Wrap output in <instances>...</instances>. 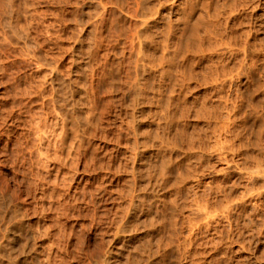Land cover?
<instances>
[{"label":"clouds","instance_id":"1","mask_svg":"<svg viewBox=\"0 0 264 264\" xmlns=\"http://www.w3.org/2000/svg\"><path fill=\"white\" fill-rule=\"evenodd\" d=\"M68 3L69 0H0V56L3 57L0 72L4 71L3 63L11 58L10 51L16 48L31 63L59 71L55 61L38 56L36 52L41 47L39 38L49 29L55 34L47 36L48 40L62 39L58 29L65 23ZM85 3L95 7L85 13L82 9ZM46 6L55 10H44ZM73 7L76 11L70 22L79 29L74 39L81 41L80 48L74 53L78 59L73 63L84 61L87 67L78 74L84 77L82 84L69 80L65 85L62 79L61 88L52 89L46 95L48 103L44 108L47 111L42 110L41 122L49 131L48 150L66 149L64 138L71 134L70 161L74 165L83 159L86 171L110 172L108 153L105 156L109 159L105 160L97 156L98 145L91 149L90 155L87 150L94 139H109L108 129L115 128L111 142L118 145L123 138L129 152L121 161V170L129 174L118 197L124 203L117 212L106 210L100 215L96 201L107 192L103 180L91 191L78 193H69V185L65 183L59 199L53 197L56 219L50 226L20 225L18 229H10V225L21 219L45 217L52 209L41 203V199H48L47 196H36L41 177L32 170L36 163L30 150L20 145L13 154L0 151V163L12 159L14 165L13 176L0 182V264H174L176 257L165 255L170 246H175L173 251H181L183 264H264V200L258 199L250 209H229L237 213L242 223L219 234V243L212 249L216 255L211 258L197 256L194 259L187 254L185 245H195L199 237L185 241L182 238L185 226L175 222L179 207L197 185L193 184L183 197L179 189L187 180L198 182L207 171L214 170L211 165L206 166L205 172L199 170L203 155L187 158L188 165L180 158L187 152L202 153L208 138L205 126L194 122L193 117L205 121L208 130L213 123H224L225 151L233 156L240 153L238 164L245 170L255 165L256 170L251 176L241 178L249 187H253L255 177H264V56L258 55L264 53V0H215L214 7L211 0H156L150 5L146 0H74ZM161 8H166L163 26L159 22L150 24ZM234 14H238V33L234 31V22L230 23ZM128 16L134 23L126 22L124 18ZM49 17L52 21L45 23ZM88 24H92L93 29L87 37H82L80 31ZM33 32L35 36L30 35ZM121 39L125 41L124 51H129V41L135 46L131 48L133 55L127 58V64L119 65L126 68V78L111 80L108 90L93 89V73L99 68V74L106 75L107 57H123V52L105 51L101 59L103 45ZM145 44L152 51H145ZM150 67L159 71L148 76L139 71ZM116 68L113 64L107 72ZM51 74L50 71L49 76ZM16 75L13 73L3 83H12ZM60 75L67 79L69 73ZM192 82L198 88L204 87L205 92L189 99ZM118 83L127 85L130 99L123 102L125 98H121L99 108V97L109 95V91H118L113 87ZM70 85L83 87L80 101L73 102ZM35 94L17 89L14 96ZM120 109L124 110L123 116L119 115ZM110 110H115L119 124L105 120ZM48 117L52 119L48 120ZM141 120L150 122L148 131L139 130ZM152 123L155 128H151ZM39 167L47 174L46 162ZM77 170L73 167L69 179ZM173 174L177 195L171 201L161 200L160 194L167 190ZM235 186L223 187L230 193ZM213 193L210 202L217 206L224 200L230 201L229 195L222 190L216 193L213 188ZM262 193L264 185L252 191L257 198ZM221 195L222 199L219 198ZM28 197H32L29 201L32 207L20 211L22 202L28 201ZM129 213L135 223L129 221ZM74 215L90 223L79 230L66 228L65 224ZM157 225H163L166 231L160 240L149 231ZM93 226L104 232L94 241L89 236ZM53 228L58 229L55 235L51 231ZM130 233L142 235L133 241L129 238ZM120 237L123 239L119 240L117 248L114 242ZM45 238L51 239L52 243L45 250L44 259L38 260L35 255L38 241ZM205 243L208 241L201 240V247Z\"/></svg>","mask_w":264,"mask_h":264},{"label":"rangeland","instance_id":"2","mask_svg":"<svg viewBox=\"0 0 264 264\" xmlns=\"http://www.w3.org/2000/svg\"><path fill=\"white\" fill-rule=\"evenodd\" d=\"M156 0H146L149 5L155 3ZM74 0H69V3L65 6L64 21L65 23L58 29L59 35L62 39L48 40L47 36L54 35V30L49 29L48 33L40 37L38 42L41 47L37 50L36 55L47 56L50 60L55 61V67L59 71L52 70L51 66H42L40 63H31L30 61L24 59L23 54L20 52L19 48L12 49L9 53L10 59L3 63L4 71L0 72V151H7L9 154H13L18 151V146L23 145L27 147L33 159L35 160L36 167H33V172L37 173L41 179L38 184V191L36 196L38 198H43L47 196L48 199H41V203L50 210L45 217L30 216L25 219H21L15 224L10 225V229H18L20 225H31L33 228L39 226L42 228H47L56 219V212L54 209L55 201L53 197L59 199L60 192L64 191V185L67 183L69 185V193H78L83 191H91L96 185H98L102 180L107 185V192L104 197H101L96 203L99 204L97 213L103 215L106 210H111L113 213L117 212L124 201H119L118 197L120 193L124 190L125 181L129 179V174L127 171L121 170V161L126 155L129 154L128 147L123 138H121L120 143L113 144L111 142V136L116 131L115 128L108 129L107 136L109 139H94L91 146L87 150V154H91V149L99 146V151L97 156L104 157L105 160L109 159L111 171L105 172L100 171H86L85 163L82 159L79 164L74 165L70 161V150L73 147L71 134L65 136L64 144L67 145L66 149H61L60 151L48 150L49 141L47 136L49 135L48 129L45 124L41 122V112L47 111L44 105L48 103L46 100V95L51 92L52 89H60V81L63 79L64 84L67 85L69 80H77L81 84L83 83L84 77L78 74L82 72L86 67L84 61H80L79 64L73 63V60L78 59L74 53L80 48L81 41L74 39L75 33L79 30L77 25L71 23L72 16L75 10L73 7ZM212 6L215 5V0H211ZM94 4L85 3L82 5V9L85 13L94 8ZM44 10L52 11L55 10L51 6H46ZM166 8L159 9V15L153 20H150V24H156L159 22L160 26H163V14ZM86 19V17H85ZM127 23H134L133 18L128 16L124 18ZM52 21V17L45 20V23ZM234 22V23H233ZM230 23H233L234 31L239 32V19L238 14H234ZM93 29L92 24H88L87 27L80 31L82 37H87ZM106 31V30H105ZM30 35L35 36L36 33L33 32ZM255 38V37H254ZM250 38V39H254ZM31 41H29L30 43ZM23 42H21L22 44ZM129 51H124L125 41L118 40L115 43H105L103 45V51L100 52V58H104L105 51H111L113 53L123 52V57L119 55H109L105 61L106 65V75L101 76L100 69L97 68L93 73L92 87L97 91L108 90L109 82L111 80L121 81L125 79L126 68H120L121 63L127 64V58L133 55L131 48L135 47L131 45L129 41ZM61 49L64 50V54L61 55ZM145 51H152V49L145 44ZM258 55L264 56V53H258ZM3 57L0 56V60ZM117 65L116 69H111V72H107V68ZM51 71V76L49 72ZM139 71L144 72L146 76L156 74L158 68H141ZM69 73L67 79H64L60 73ZM17 73L15 79L12 83H3L7 81L9 77ZM113 87L118 88V91L111 92L109 95L99 97L97 101V106L103 109L104 105L110 104L111 101L121 100L125 98L123 102H127L130 99L128 88L126 84L118 83L113 85ZM209 88L211 86H208ZM192 91L188 98L192 99L193 96L203 95L205 92L204 87H196L195 82L191 84ZM17 89L24 91L35 92V95L15 97L14 94ZM69 90L71 92L73 102L80 101L84 94L83 87L77 88L75 85H70ZM44 102V104L41 103ZM21 105L22 107H17ZM59 111V109H57ZM80 111V110H77ZM119 115H124V110L120 109ZM51 120L52 117H48ZM106 121H115L119 124V120L116 119L115 110H110L106 117ZM194 122L198 123L200 126H205V132L207 135V140L203 145V152H187L181 154V159H183L184 165H188V159H195L196 157L203 155V159L200 160V171L205 172V168L211 165L214 170L207 171L202 175L197 182L196 180H187L185 185L179 189V194L181 197L187 195L189 189H192L193 184L197 185L196 189H192L191 196L181 204L178 211V218H175L177 224H183V239L185 241L191 240L193 237H199L197 243L191 247L185 245L184 251L190 254L194 259L197 256H204L206 258H211L216 255L215 251H212L213 247L216 246L218 241V236L225 229L231 231L237 225L241 224L236 212H231L230 208L240 209H250L252 203L257 202V200H264V193H262L259 198L252 195L254 188H259L264 185V177H255L253 180V187H249L246 180L241 179L242 177L251 176L256 170L255 165H250V167L245 170L239 167L238 161L240 153L235 156L231 152H226L227 148V138L225 132L222 130L224 128V123L221 122L219 125L213 123L210 130L206 127L205 121H197L196 117H193ZM150 128V122L147 120H141L139 123V130L141 132L148 131ZM151 128H155V124H151ZM108 153L109 156H105ZM47 164V174H45V169L39 167V165ZM13 163L12 159L7 160L4 163H0V182L4 178L13 176ZM73 167L78 170L75 176L69 179V174L72 172ZM179 171V169L177 170ZM18 178H22L20 173L15 174ZM175 182V174L173 178L168 183L167 190L160 194L161 200L171 201L174 196L177 195V189L173 187ZM236 186L231 189L229 193L228 189L223 187L224 185ZM59 185V187H57ZM213 188H215L216 193H227L230 197L229 200H224L219 206L211 203L213 196ZM26 195V193H25ZM147 195V194H142ZM222 199L221 197H219ZM32 197H28V201H23V206L20 211H24L27 208L32 207L29 201ZM155 212V209H153ZM171 215V214H170ZM141 218H144L143 216ZM129 221L135 223L132 213H129ZM129 221L125 223L130 227ZM86 223L90 221L83 217L73 216L70 218L65 227L70 230H79L84 227ZM53 235H55L58 229L53 228ZM154 233L155 239L160 240L162 236L166 235V231L163 225H157L155 228L149 230ZM206 234V235H204ZM103 236L104 232L102 229L93 226L89 236L94 241L96 236ZM142 235L140 233H130L129 238L135 241V237ZM123 237L118 238L114 242L115 247H119V240ZM201 240H207L203 247L200 245ZM75 239L73 238L72 243L75 244ZM165 244L168 243L167 240L163 241ZM52 240L45 238L38 241L37 256L38 260L44 259L45 250L51 245ZM173 247L170 246L165 250V255L169 258L176 257L174 264H183L182 253L179 249L173 251ZM235 247H239L236 245ZM246 254V253H245ZM259 255V253H258Z\"/></svg>","mask_w":264,"mask_h":264}]
</instances>
